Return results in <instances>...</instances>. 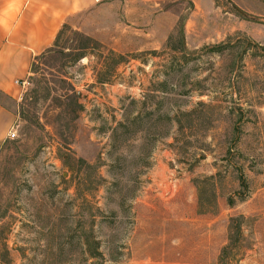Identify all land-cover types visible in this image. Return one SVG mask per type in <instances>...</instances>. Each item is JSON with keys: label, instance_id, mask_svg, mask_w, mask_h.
Wrapping results in <instances>:
<instances>
[{"label": "rangeland", "instance_id": "1", "mask_svg": "<svg viewBox=\"0 0 264 264\" xmlns=\"http://www.w3.org/2000/svg\"><path fill=\"white\" fill-rule=\"evenodd\" d=\"M142 12L33 64L0 146L9 264H264V0Z\"/></svg>", "mask_w": 264, "mask_h": 264}, {"label": "crops", "instance_id": "2", "mask_svg": "<svg viewBox=\"0 0 264 264\" xmlns=\"http://www.w3.org/2000/svg\"><path fill=\"white\" fill-rule=\"evenodd\" d=\"M157 1L0 0V146L17 124L16 104L24 88L16 82L30 77L36 59L55 45L65 26L90 33L126 18L128 27L140 26L143 4Z\"/></svg>", "mask_w": 264, "mask_h": 264}, {"label": "trees", "instance_id": "3", "mask_svg": "<svg viewBox=\"0 0 264 264\" xmlns=\"http://www.w3.org/2000/svg\"><path fill=\"white\" fill-rule=\"evenodd\" d=\"M181 49H183V47H182ZM226 49H228V46H226V45L216 46V47H214V48L211 49V52L223 53ZM84 57H85V56H84ZM239 178H240V182H241V183H240V184H241V189H242V190H246V189H247V182H246V179H245L243 173H240V177H239ZM240 194H241V192H239V196H241ZM242 198L244 199V197H242ZM243 199H241V200H243ZM233 201H234L233 199H230V203H231V204H234ZM240 220H243V219L240 218ZM240 220H238L237 225L239 224ZM231 221H232V223H233V224H232V227H231L232 232H231V235H230V240H231V242H232V241H234V238L236 239L237 236L240 235L241 227H239V225L236 226V227L233 226L234 223H235V221H236L235 219H233V220H231ZM227 250H228V247L225 248L224 251H223V256H222L223 258H224V255L226 254V251H227ZM91 257H92V258H96L97 260H99L100 258H102L100 253H96V254H92V253H91ZM223 258H222V259H223ZM0 263H1V264H9L10 261H6L5 259H0Z\"/></svg>", "mask_w": 264, "mask_h": 264}, {"label": "built area", "instance_id": "4", "mask_svg": "<svg viewBox=\"0 0 264 264\" xmlns=\"http://www.w3.org/2000/svg\"><path fill=\"white\" fill-rule=\"evenodd\" d=\"M17 84L21 85L23 88L26 87V85L28 84L27 83V80H24V81H18L16 82ZM16 137V132L15 130L11 131L10 134H9V139H14Z\"/></svg>", "mask_w": 264, "mask_h": 264}]
</instances>
